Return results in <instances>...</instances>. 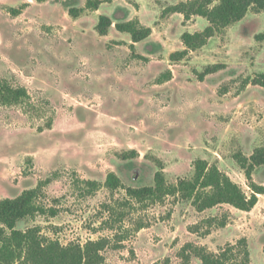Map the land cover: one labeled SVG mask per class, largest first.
Wrapping results in <instances>:
<instances>
[{
  "label": "rangeland",
  "instance_id": "374dc122",
  "mask_svg": "<svg viewBox=\"0 0 264 264\" xmlns=\"http://www.w3.org/2000/svg\"><path fill=\"white\" fill-rule=\"evenodd\" d=\"M187 1L110 0L90 11L85 0H0V82L28 94L0 105V200L39 186L46 212L16 230L64 246L105 239L106 264H201L194 248L218 254L245 239L250 264H264V195L250 212H198L179 194L137 204L106 186L112 172L125 187H153L160 170L176 186L205 160L251 194L235 157L264 147V88L250 83L264 73V12L171 62L184 33L208 26L167 12ZM72 8L83 11L72 18ZM100 16L152 33L132 48L114 26L98 35ZM210 66L224 67L200 81ZM252 181L264 186V167Z\"/></svg>",
  "mask_w": 264,
  "mask_h": 264
},
{
  "label": "trees",
  "instance_id": "16d2710c",
  "mask_svg": "<svg viewBox=\"0 0 264 264\" xmlns=\"http://www.w3.org/2000/svg\"><path fill=\"white\" fill-rule=\"evenodd\" d=\"M45 1L36 0L38 3ZM103 3H110V0H85V9L96 11ZM82 11L72 8L68 15L77 18ZM249 11L264 12V0H189L170 7L168 13L180 14L185 21L192 17H201L207 20L208 26L201 32L184 33L181 37L184 50L171 54L169 60L182 61L189 52L203 48L216 34L243 20ZM13 13L18 15L21 10H13ZM112 26L118 32L130 36L132 48L134 44L149 38L152 33L150 28L142 26L137 20L114 24L107 16L99 17L95 30L98 35L107 36ZM223 67H207L204 73L199 75L200 81ZM250 83L264 88V73ZM26 99L28 94L24 88H13L5 82H0V105L16 106ZM128 155H136V152L131 151ZM235 159L245 171L251 189L250 195L232 182L217 166L210 165L205 160L194 162L193 179H179L176 186L166 183L161 170L154 175L153 187H125L112 172L106 177V186L111 191L123 189L126 196L137 204L161 202L167 196L179 194L182 198L191 200L198 212L221 205L250 212L257 204V197L264 195V186H258L252 181L255 168L264 167V147L256 149L249 159L239 156ZM39 190L38 186L23 191L15 198L0 200V264H106L101 254L108 244L105 239L87 241L83 245L69 243L64 246L58 241L41 239L35 228L16 230L19 221L46 213L44 208L35 203ZM194 252L201 264H250L245 239L234 245H227L218 254L210 253L204 248H194Z\"/></svg>",
  "mask_w": 264,
  "mask_h": 264
}]
</instances>
